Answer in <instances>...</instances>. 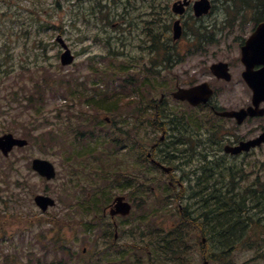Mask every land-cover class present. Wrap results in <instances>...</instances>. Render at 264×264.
Masks as SVG:
<instances>
[{
    "label": "rangeland",
    "instance_id": "obj_1",
    "mask_svg": "<svg viewBox=\"0 0 264 264\" xmlns=\"http://www.w3.org/2000/svg\"><path fill=\"white\" fill-rule=\"evenodd\" d=\"M210 1L209 14L186 13L184 34L174 41V0H0V137L27 141L6 157L0 152V264H203L205 256L210 264H264V145L237 156L223 150L261 134L264 116L238 124L210 105L170 96L178 82L207 81L213 105L252 103L241 47L263 19L264 0ZM59 36L75 55L71 65L61 61ZM219 61L228 64L230 81L210 70ZM162 93L168 97L158 115ZM176 114L191 124L183 138ZM164 130L157 154L174 161L171 175L146 158ZM179 138L170 149L182 152L165 156ZM36 157L55 165V179L32 169ZM186 190L196 200H181L177 192ZM220 191L248 194L242 217H251L255 232L254 245L225 258L198 228L206 224L199 198ZM36 194L56 204L42 212ZM119 195L133 209L112 218L107 208ZM183 206L191 218L183 220ZM175 238L185 246L179 257L169 256L174 245L166 243Z\"/></svg>",
    "mask_w": 264,
    "mask_h": 264
},
{
    "label": "water",
    "instance_id": "obj_2",
    "mask_svg": "<svg viewBox=\"0 0 264 264\" xmlns=\"http://www.w3.org/2000/svg\"><path fill=\"white\" fill-rule=\"evenodd\" d=\"M187 2H177L173 6L175 13L183 14L185 11V4ZM211 8L210 0H197L194 5L195 14L201 16L208 13ZM182 26L180 20L174 23V39H178L182 36ZM58 41L61 43L65 52L61 55V61L63 64H71L74 61V55L71 49L66 44L65 40L59 36ZM243 56L242 61L246 65L247 69L243 73L247 83L253 89V105L247 109H241L237 111H223L220 115L227 117H236L239 123H242L247 116L264 115V108H260V104L264 102V21L257 27L254 33L246 41L245 46L242 49ZM261 65L258 70H254L255 66ZM212 71L220 78L227 80L231 79L229 73L228 64L220 62L211 67ZM213 91L208 88V84H202L192 87L190 89L181 88L174 93V96L179 99H188L192 104L198 105L201 102H207ZM264 142V132L256 139L242 143L236 148L226 149L233 153H238L242 150H249L252 146H256ZM27 141L19 138H15L13 134H6L0 137V151L7 155L15 146H24ZM33 168L41 175L52 179L56 176L54 165L45 159L36 158L33 160ZM167 170H169L167 168ZM37 204L43 209L47 210L49 206L54 205L55 201L44 195H38L35 198ZM132 206L126 201L124 196L116 197L114 206L111 208L110 213L113 217L118 214L128 215L130 214ZM203 264H209L208 260H205Z\"/></svg>",
    "mask_w": 264,
    "mask_h": 264
},
{
    "label": "trees",
    "instance_id": "obj_3",
    "mask_svg": "<svg viewBox=\"0 0 264 264\" xmlns=\"http://www.w3.org/2000/svg\"><path fill=\"white\" fill-rule=\"evenodd\" d=\"M181 121V119H178L176 121V124ZM120 130H122V128ZM249 192V194L253 197L255 192L251 190H249ZM177 194L179 195L181 200H183V198H187V200H196L195 194L192 195L191 193H189V195H183V193L179 194V192H177ZM198 201L202 204H206V211L204 214V216L206 217V224L203 225L201 223L200 226H198L201 231L200 234H207L209 236L208 240L215 241V246L217 244L221 245V248L216 246V249L220 250L219 253L222 257L225 258L228 255H231L240 246L254 245L252 239L255 237V232H249L252 224L251 217L249 215L246 217H242L243 215H245L244 213L249 210L248 194L243 196L242 198H239L237 197V195L231 196L229 194H222L220 191L219 194L211 193L209 195L207 194V197L201 196ZM86 212L89 211L86 210ZM181 213L184 216L183 220H186L185 217L191 218V211L189 206H183ZM163 239L164 238H162V241ZM176 240L178 239L175 238L174 242L166 241V243H173L174 245L173 252H171L169 256L179 257L182 255L180 249L185 247L183 240L182 244L177 243ZM261 243L264 244V242ZM258 247L264 248V246L260 245H258Z\"/></svg>",
    "mask_w": 264,
    "mask_h": 264
},
{
    "label": "flooded vegetation",
    "instance_id": "obj_4",
    "mask_svg": "<svg viewBox=\"0 0 264 264\" xmlns=\"http://www.w3.org/2000/svg\"><path fill=\"white\" fill-rule=\"evenodd\" d=\"M190 9H192V3L187 7V12L188 11H190ZM186 12V13H187ZM186 16V14L182 17V23H183V25H184V17ZM177 86H179V83L177 84ZM173 92H174V90H171V92H170V96H172L173 95ZM167 97H168V94H166V93H162L161 94V96H160V104L161 103H164V102H166L167 101ZM172 98H174L173 96H172ZM175 99V98H174ZM180 102V101H179ZM214 106V105H213ZM210 107H211V109H212V104L210 105ZM240 141H242V140H238V141H234V142H229L230 144H237V143H239ZM159 146H157L155 149H154V153H156V150H157V153H158V151H159ZM170 186H173V185H170Z\"/></svg>",
    "mask_w": 264,
    "mask_h": 264
}]
</instances>
